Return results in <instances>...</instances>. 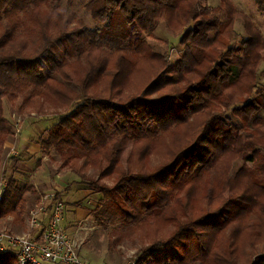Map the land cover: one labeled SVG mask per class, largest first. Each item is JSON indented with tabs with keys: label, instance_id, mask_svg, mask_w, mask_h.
<instances>
[{
	"label": "trees",
	"instance_id": "obj_1",
	"mask_svg": "<svg viewBox=\"0 0 264 264\" xmlns=\"http://www.w3.org/2000/svg\"><path fill=\"white\" fill-rule=\"evenodd\" d=\"M204 1L90 0L91 29L61 0H0V163L5 103L58 115L42 150L103 196L98 224L148 242L135 264H264V35L231 0ZM160 23L181 35L174 62L131 38ZM3 176L0 221L23 220L34 189Z\"/></svg>",
	"mask_w": 264,
	"mask_h": 264
},
{
	"label": "rangeland",
	"instance_id": "obj_2",
	"mask_svg": "<svg viewBox=\"0 0 264 264\" xmlns=\"http://www.w3.org/2000/svg\"><path fill=\"white\" fill-rule=\"evenodd\" d=\"M89 1L74 0L73 5L69 6L66 0H61V7L65 13L64 22L71 24L77 20H83L88 27L94 29L96 25L92 22L90 13L85 8ZM231 1L238 10L252 19V22L264 35V14L258 11L255 0ZM204 4L209 7H217L220 0H205ZM235 30L237 33L235 45H237L246 38L241 21L236 23ZM130 31L133 40L144 39L155 51L168 52L172 62L182 52L179 44L181 35L170 33L162 23L154 31L144 33L136 26H132ZM161 41L165 43L163 44ZM258 81L264 87V63L259 68ZM19 106L20 102L14 106L8 103L4 105L5 117L8 120L11 134L6 138L2 147L5 158L0 163V195L4 193L8 185V181L3 176L6 170L9 178L17 179L22 185L33 187L36 184L42 191L53 189L58 192L59 198L65 203L66 214L68 210L69 216L76 218L75 214L78 211L87 213L86 217L68 220L69 223H67V228L72 231H75L80 222L87 224L85 227L87 230L82 235L84 244L81 250V257L85 262L88 264H126L133 258L137 260L138 254L148 242L141 240L137 234L133 233L132 227L126 228L121 222L107 226L98 224L95 219V209L100 207L103 196L82 184L81 179L68 170L62 169L59 154L55 150L48 154L42 150L41 143L47 139L48 129L58 122L59 116L27 115L19 111ZM12 149L13 152L15 151V155H12ZM128 153L129 149L123 155V162L126 161ZM10 157H14V159L10 160ZM242 165V161L236 162L233 172H236ZM93 173L90 171L88 178H95ZM27 198L28 204L22 217L23 220L13 218L0 225V229H6L13 233L27 232L28 226L25 220L28 212L34 208L36 203L35 197L29 195ZM7 257L14 260L10 255ZM14 264H16L15 260Z\"/></svg>",
	"mask_w": 264,
	"mask_h": 264
},
{
	"label": "built area",
	"instance_id": "obj_3",
	"mask_svg": "<svg viewBox=\"0 0 264 264\" xmlns=\"http://www.w3.org/2000/svg\"><path fill=\"white\" fill-rule=\"evenodd\" d=\"M33 189L36 203L25 220L27 232L0 229V254L12 256L16 264H88L81 257L87 224L80 222L75 231L68 229L64 226L66 206L58 192L42 191L36 184ZM135 263L133 258L126 264Z\"/></svg>",
	"mask_w": 264,
	"mask_h": 264
},
{
	"label": "crops",
	"instance_id": "obj_4",
	"mask_svg": "<svg viewBox=\"0 0 264 264\" xmlns=\"http://www.w3.org/2000/svg\"><path fill=\"white\" fill-rule=\"evenodd\" d=\"M32 178V177H31ZM47 190H49V189H47ZM32 196V197H35L36 198V194H35V192H28V193H26V195H25V197L27 198V196ZM28 199V198H27ZM67 212L69 213V211L67 210ZM66 214L65 215V221H64V226L65 227H67L68 226V224L67 223H69L68 222V220L69 221H71V220H78V218H84V217H86L87 216V213L86 212H84V211H78V212H76V214H75V216H76V218H73L72 216H69V214ZM85 213H86V215H85ZM69 216V217H68ZM11 219H13V217H8V218H6V219H3V220H1L0 221V225H3V224H5L7 221H9V220H11ZM19 229V228H18Z\"/></svg>",
	"mask_w": 264,
	"mask_h": 264
}]
</instances>
